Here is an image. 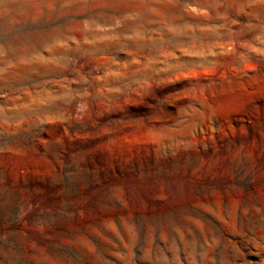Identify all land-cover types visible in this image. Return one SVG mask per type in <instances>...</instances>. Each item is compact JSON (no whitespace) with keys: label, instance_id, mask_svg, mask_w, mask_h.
Listing matches in <instances>:
<instances>
[{"label":"rangeland","instance_id":"obj_1","mask_svg":"<svg viewBox=\"0 0 264 264\" xmlns=\"http://www.w3.org/2000/svg\"><path fill=\"white\" fill-rule=\"evenodd\" d=\"M0 264H264V0H0Z\"/></svg>","mask_w":264,"mask_h":264}]
</instances>
